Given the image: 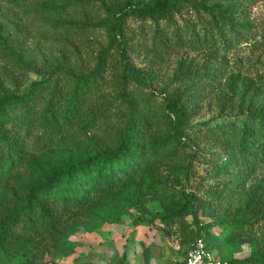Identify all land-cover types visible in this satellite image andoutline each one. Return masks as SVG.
<instances>
[{"label": "rangeland", "instance_id": "obj_1", "mask_svg": "<svg viewBox=\"0 0 264 264\" xmlns=\"http://www.w3.org/2000/svg\"><path fill=\"white\" fill-rule=\"evenodd\" d=\"M150 1L0 0V97L24 95L42 82L49 89L43 90L47 100L36 109V117L51 100L65 103L77 77L93 72L100 54L107 53V79L86 96L71 122L60 121L56 129H43L35 120L7 124L10 136L42 162L44 171L48 164H60L69 152L111 145L125 128L131 104L150 105L163 114L171 98L192 88L187 96L192 95L171 114L176 121L188 113L181 141L170 145L172 153L154 155L137 178L110 198L92 199L83 214L63 228L61 238L67 240L69 251L54 249L43 264H182L199 228L190 211L183 217L174 213L185 204V195L192 194L221 196L199 213V220L204 236L217 237L215 251L222 259L244 260L264 242V159L243 163L224 152L226 144L211 133L217 126L241 124L250 109L264 107V0L225 2L236 23L255 32L252 43L228 56L216 46L157 52L140 30L146 31L151 22L143 26L128 20L123 33L115 36L112 26L120 8ZM123 44L129 66L142 74L139 79L125 81ZM124 84L128 98L122 95ZM170 130L169 124L161 126L148 135L146 144L166 139ZM215 164L219 173L206 177ZM188 168L195 173L191 179ZM17 173L25 186L46 174L35 177L26 166ZM171 216L174 219L167 221ZM238 220L254 227L230 236L227 225Z\"/></svg>", "mask_w": 264, "mask_h": 264}, {"label": "trees", "instance_id": "obj_2", "mask_svg": "<svg viewBox=\"0 0 264 264\" xmlns=\"http://www.w3.org/2000/svg\"><path fill=\"white\" fill-rule=\"evenodd\" d=\"M227 1L251 4L253 0H151L130 4L116 13L112 27L117 36L123 33L128 20H135L143 26L148 24L145 22H151L146 31L140 30L157 52L216 46L228 56L231 51L252 43L255 32L236 23L234 12H230L231 6H225ZM123 45L125 81L133 76L141 78L142 74L129 66L127 46ZM100 55L98 67L93 72L77 77L70 98L57 105L49 101L48 108L38 117L36 109L47 100L43 90L49 89L42 82L34 83L24 95L0 97V264H43V259L54 249L68 252L69 244L61 238L64 226L80 217L92 199L110 198L122 185L137 178L144 164L154 155L172 153L170 145L181 141L188 113H182L176 121L171 114L192 95L187 96V93H192V88H186L171 98L163 114L150 105L137 108L131 104L125 128L114 137L111 145L88 152H69L56 167H49L48 164L46 171L41 169L40 160L24 151L23 143L10 136L7 124L35 120L41 123L43 129H56L60 121L71 122L81 111L86 96L99 87V81L107 79V53ZM126 89L124 84V98H128ZM244 119L241 124L232 122L231 128L217 126L211 133L226 144L224 152L251 164L264 159V107L250 109ZM168 124L172 131L170 136L151 145L146 144L149 134ZM229 129L225 134L224 131ZM178 152L179 149L174 150L173 154ZM217 165L209 169L205 176L211 178L217 175L221 170ZM225 165L223 162L222 166ZM22 166L29 167L35 177L42 172L46 174L41 180L36 177L25 186L22 185V176L17 173ZM194 175L192 168H188L187 179ZM230 194L234 195L235 191L231 190ZM220 197L216 193H209L207 198L185 195V204L174 213V216L183 217L185 211H190L199 228L184 257L197 239H203L207 247L216 252L217 237L213 238L209 233L203 235L205 227L199 220V213H205L211 208L210 203ZM174 216L168 217L167 221L171 222ZM250 226L253 229V224L238 220L229 223L227 228L229 235L235 237L246 233ZM223 260L224 264H264V242L244 260Z\"/></svg>", "mask_w": 264, "mask_h": 264}, {"label": "built area", "instance_id": "obj_3", "mask_svg": "<svg viewBox=\"0 0 264 264\" xmlns=\"http://www.w3.org/2000/svg\"><path fill=\"white\" fill-rule=\"evenodd\" d=\"M182 264H224V260L210 250L203 239H197L191 245Z\"/></svg>", "mask_w": 264, "mask_h": 264}]
</instances>
